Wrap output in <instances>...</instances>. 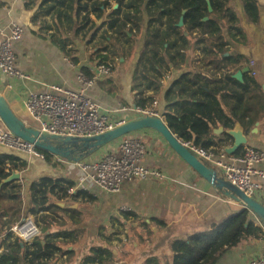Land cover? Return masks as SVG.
Wrapping results in <instances>:
<instances>
[{
	"label": "crops",
	"instance_id": "obj_1",
	"mask_svg": "<svg viewBox=\"0 0 264 264\" xmlns=\"http://www.w3.org/2000/svg\"><path fill=\"white\" fill-rule=\"evenodd\" d=\"M257 2L259 20L253 22L241 0L230 1V6L240 18L246 38L241 42L230 39L231 50L225 56H244L242 66L247 61L252 62L251 69L256 71L255 77L264 91V0ZM0 3L4 7L0 10V40L8 37L16 26L23 30L21 38L13 43V49L16 67L28 75V78L11 80L0 72V95L7 99L16 114L27 124H32L26 106L29 94L56 93L55 87L85 89L86 94L114 121L120 122L139 117L131 113V109L141 104L150 106L151 102L147 98L155 97L152 107L158 102V117L165 119L163 114L170 106L165 95L170 85L183 72L199 69L198 63L193 62L196 51L190 48L188 62L184 66L174 68L170 63L169 69L160 72L159 91L147 89L141 78L142 68L139 64L150 20L144 17L135 43L126 45L124 50L117 48L116 55L122 56L113 67L108 61L112 67L110 74L98 79L94 85L86 86L80 82V75L84 74L89 79L97 77V66L107 57L112 47L109 41L105 42V48L98 44L107 29L110 9H107L103 19L91 14V25L95 26V30L85 37L86 30L79 32L83 15L77 17V0L73 9L60 7L55 1L47 0H0ZM111 5L116 8V0H111ZM52 6L55 9L49 11ZM110 57L113 60L116 56L109 54ZM227 131L221 124L213 130L220 142L227 135L232 137L229 143L224 144L227 152L236 146L235 133L246 139V143L232 155L237 152L242 155L246 146L264 152V115L249 132H245L240 125ZM135 134L146 148L143 166L161 171L166 179L134 178L126 181L119 193L101 189L90 178L89 168L79 169L73 162L65 161L61 166L53 168L43 159L26 156L28 167L23 172H17L21 175L20 195L25 201L29 200L26 186L32 191V206L26 217L35 218L41 228L40 235L59 231L75 233V242L68 246L73 254L70 257L56 256L50 261L51 264H82L91 248L98 246H108L114 252V264H146L152 258H159L162 264H168L173 260V243L189 241L193 236L208 232L245 210L198 175L161 134L150 128ZM175 135L180 138L179 134ZM122 140L105 146L84 159L82 164L90 165L109 154H117ZM4 150L0 146V152ZM259 168L264 170V162ZM57 177H66L74 181L76 186L83 185L84 188L79 189L84 192L77 198H71L70 193L69 196H63L55 186L54 180ZM257 182L260 188L255 193V199L264 205V179L259 178ZM40 186L41 192L38 190ZM51 203L58 206L56 212L46 210ZM253 223L262 231L263 225L257 217H253ZM261 231L245 232L238 240L222 249L212 264H251L264 254ZM8 233L9 229L2 226L0 255L8 249ZM128 238L132 245L126 243ZM28 259L29 254L26 253L22 264H27ZM33 263L41 264V259H34Z\"/></svg>",
	"mask_w": 264,
	"mask_h": 264
},
{
	"label": "trees",
	"instance_id": "obj_2",
	"mask_svg": "<svg viewBox=\"0 0 264 264\" xmlns=\"http://www.w3.org/2000/svg\"><path fill=\"white\" fill-rule=\"evenodd\" d=\"M47 1H55L58 6L68 9H73L75 2ZM230 1L209 0L213 9L210 12L207 0H116L117 8L111 5V0H77V17L83 15L79 32L86 30L85 37L89 36L95 30V26L91 25V14L103 19L107 9H110L107 29L98 44L105 48V42L109 41L112 44L109 54L116 55L118 47L124 50L126 45H132L134 38L141 32L144 13L148 15L150 20L139 64L145 87L155 92L161 88L160 72L169 69L170 63L174 68L184 66L188 62L190 48L196 51L193 62L198 63L199 69L183 72L170 85L165 95L170 106L163 116L170 130L179 134L184 142L214 149L219 143L227 144L232 139L227 135L224 140L218 141L213 132L214 127L221 124L229 131L240 125L245 132H249L264 115V91L260 82L250 72L244 73L242 81L234 77L236 72L242 70L244 56H225L231 50L230 39L241 42L246 38L240 18L230 6ZM241 2L250 19L257 22V0ZM54 9L55 6L49 7V11ZM182 18L184 25L180 26ZM109 54L102 62H108ZM147 100L151 102L150 106H138L152 108L155 97H148ZM4 149L0 152V230L2 226L10 230L27 216L32 206V191L27 185L29 200L25 201L20 195V181H7L12 175L10 171L26 170L29 165L27 154ZM43 152V160L53 168L64 162L49 152ZM54 182L63 196H69L68 189L76 186L74 181L66 177H57ZM83 192L79 189L70 197L77 198ZM56 209L58 206L54 203L46 208L50 212H56ZM253 217L257 216L250 210H244L210 231L193 236L189 241L173 243V260L168 264H212L222 249L245 232L261 231L254 225ZM261 223L264 226V222ZM6 240L8 249L1 253L0 264H22L26 253L29 254L27 264H34V259H41V264H51L50 261L56 256L70 257L73 254L68 246L76 238L74 232L59 231L40 235L27 244L11 233L7 234ZM115 262V254L108 246H98L91 248L82 264ZM146 264L162 263L159 258H152Z\"/></svg>",
	"mask_w": 264,
	"mask_h": 264
},
{
	"label": "built area",
	"instance_id": "obj_3",
	"mask_svg": "<svg viewBox=\"0 0 264 264\" xmlns=\"http://www.w3.org/2000/svg\"><path fill=\"white\" fill-rule=\"evenodd\" d=\"M3 8L0 3V10ZM22 34L23 30L16 26L8 37L0 40V72L11 80L28 78V75L15 65L16 54L13 43L20 39ZM243 66L249 67L251 73L256 75V71L251 69L252 62L247 61ZM110 72V63L102 62L97 66V77L89 79L81 74L79 80L83 85L92 86L98 79L108 76ZM54 90L56 93L32 92L26 100L27 111L32 120V124L29 125L41 132L61 137L90 138L136 119L114 121L98 103L86 94L85 89L72 90L55 87ZM157 108L158 102H155L151 109L137 107L131 109V113L139 117L159 116ZM183 144L196 157L214 168L221 178L255 199V193L260 188L257 179H264V170L259 168V165L264 162V152L252 146H246L242 155H232L227 152L223 143H219L214 149H207L192 142L183 141ZM0 146L41 159L45 157L42 150L15 135L1 119ZM117 150V154H109L90 165H83L82 162L73 163L79 169L89 168L90 178L101 189L110 193L121 192L124 183L134 178L166 179V175L161 171L143 166L142 160L146 155V148L135 133L123 137ZM79 188H84V186L71 187L70 195L76 193ZM9 233L30 243L40 236L41 228L34 217L28 216L16 223ZM261 235L264 237V226ZM126 243L132 245L129 238L126 239ZM251 264H264V254L253 260Z\"/></svg>",
	"mask_w": 264,
	"mask_h": 264
},
{
	"label": "water",
	"instance_id": "obj_4",
	"mask_svg": "<svg viewBox=\"0 0 264 264\" xmlns=\"http://www.w3.org/2000/svg\"><path fill=\"white\" fill-rule=\"evenodd\" d=\"M209 3L210 12L213 11ZM117 8V7H116ZM186 11H184V14ZM208 20V18H205ZM180 26L184 25L183 18L180 21ZM250 72L249 67L243 68L235 74V77L242 80L243 74ZM0 119L4 122L8 129L15 135L33 144L36 148L49 152L62 161L82 162L84 159L92 156L105 146L118 141L128 134L135 133L144 129H153L161 134L169 143L170 147L178 153L182 159L193 168L198 175L207 180L211 186L221 191L226 196L232 198L239 203L245 210L253 212L261 221L264 222V205L256 199L248 196L246 193L233 186L228 181L221 178L218 172L208 166L205 162L196 157L184 144L183 140L176 136L169 128L165 119L158 116H143L138 117L131 122L123 123L116 128L97 135L95 137H61L47 134L27 124L19 117L13 108L8 103L4 96L0 95ZM236 146L229 152L235 153L236 150L246 143V139L238 137ZM21 179L20 173L14 172L7 181ZM64 206L63 204H58Z\"/></svg>",
	"mask_w": 264,
	"mask_h": 264
},
{
	"label": "rangeland",
	"instance_id": "obj_5",
	"mask_svg": "<svg viewBox=\"0 0 264 264\" xmlns=\"http://www.w3.org/2000/svg\"><path fill=\"white\" fill-rule=\"evenodd\" d=\"M146 14H144V17H149L148 15H146ZM136 38V37H135ZM135 38H134V40H133V42H132V44H134L135 43ZM138 38V37H137ZM136 38V39H137ZM116 57L112 60L111 59V57L108 59L107 58V61H109L111 64H112V67L115 65V64H117L118 62H119V60H120V57L122 56V54H119L118 56L117 55H115ZM107 57H108V55H107ZM126 57V56H125ZM102 63V62H101ZM106 63V62H105ZM108 63V62H107ZM112 67H111V70H112Z\"/></svg>",
	"mask_w": 264,
	"mask_h": 264
},
{
	"label": "bare ground",
	"instance_id": "obj_6",
	"mask_svg": "<svg viewBox=\"0 0 264 264\" xmlns=\"http://www.w3.org/2000/svg\"><path fill=\"white\" fill-rule=\"evenodd\" d=\"M38 190H39V192H41V190H42V186H40Z\"/></svg>",
	"mask_w": 264,
	"mask_h": 264
}]
</instances>
